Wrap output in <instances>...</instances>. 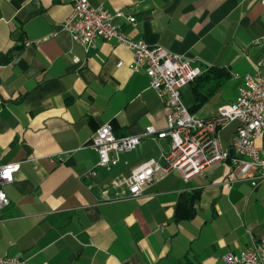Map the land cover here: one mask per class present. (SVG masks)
I'll list each match as a JSON object with an SVG mask.
<instances>
[{
  "label": "crops",
  "instance_id": "crops-1",
  "mask_svg": "<svg viewBox=\"0 0 264 264\" xmlns=\"http://www.w3.org/2000/svg\"><path fill=\"white\" fill-rule=\"evenodd\" d=\"M89 2L135 16L126 29L136 40L205 71L225 69L235 98L264 61L262 0ZM72 12L68 1L0 0V166L21 164L2 185L10 202L0 210V252L29 264H228L227 252L251 248L264 234V184L253 187L251 172L233 180V164L220 161L189 180L172 171L141 197L120 198L124 179L160 159L169 141L146 140L109 169L97 166L92 138L104 125L117 137L165 130L170 111L148 76L130 69L131 50L74 42L63 29ZM193 87L183 90L189 107ZM217 92L195 107L198 116ZM235 98L208 105L205 117ZM236 127L220 131L222 149Z\"/></svg>",
  "mask_w": 264,
  "mask_h": 264
},
{
  "label": "built area",
  "instance_id": "built-area-1",
  "mask_svg": "<svg viewBox=\"0 0 264 264\" xmlns=\"http://www.w3.org/2000/svg\"><path fill=\"white\" fill-rule=\"evenodd\" d=\"M35 1L39 5L40 0ZM66 1L72 5L73 12L63 22V29L70 33L74 42L88 49L94 48L97 40L102 39L131 50L130 69L148 76L149 85L170 111L165 130L160 131L152 125L139 135L117 137L113 127L104 125L92 138V148L99 155L97 166L109 169L120 155L137 149L146 140L169 141L170 149L160 159L141 164L124 179L121 185L125 190L119 194L120 198L141 197L150 185L163 181L172 171H178L189 180L220 161L233 164L237 170V173L230 174L233 180L244 179L251 172L253 187L264 184V61L257 63L255 75L244 77L245 85L239 88L235 100L218 107L216 114L203 118L189 110L183 90L205 70L178 52L134 39L127 32L126 25H134L135 16L126 15L121 10L110 12L102 6L92 7L89 0H59L61 3ZM30 44V41L25 42V46ZM73 60L80 63L77 56ZM122 65L123 62L119 64ZM232 123H237V127L231 145L222 149L219 133ZM231 150H234L233 157ZM113 152L117 155L114 161L111 158ZM20 168V163L0 166V210L10 202L2 185L13 182ZM224 261L228 264H264V234L251 248L238 253L227 252ZM0 264L29 262L0 252Z\"/></svg>",
  "mask_w": 264,
  "mask_h": 264
},
{
  "label": "trees",
  "instance_id": "trees-1",
  "mask_svg": "<svg viewBox=\"0 0 264 264\" xmlns=\"http://www.w3.org/2000/svg\"><path fill=\"white\" fill-rule=\"evenodd\" d=\"M229 78L230 74L223 68H208L200 78L191 83L194 85L193 94L196 98V104L189 107V110L196 113L195 107L203 106L208 98L215 94ZM190 210L192 211V209Z\"/></svg>",
  "mask_w": 264,
  "mask_h": 264
},
{
  "label": "rangeland",
  "instance_id": "rangeland-1",
  "mask_svg": "<svg viewBox=\"0 0 264 264\" xmlns=\"http://www.w3.org/2000/svg\"><path fill=\"white\" fill-rule=\"evenodd\" d=\"M236 85L235 82H233V80H226L225 84L223 85L222 89H220L219 92H217L216 95H214V97L211 99V101L209 102V106L210 105H214L217 104V102L220 103H227L229 101H231V99L235 98V94H236ZM204 106L203 111H200L198 114L202 117H205V115L210 111V109H207L206 107L208 106ZM259 144V143H258Z\"/></svg>",
  "mask_w": 264,
  "mask_h": 264
},
{
  "label": "water",
  "instance_id": "water-1",
  "mask_svg": "<svg viewBox=\"0 0 264 264\" xmlns=\"http://www.w3.org/2000/svg\"><path fill=\"white\" fill-rule=\"evenodd\" d=\"M233 154H234V150H231V157H233Z\"/></svg>",
  "mask_w": 264,
  "mask_h": 264
}]
</instances>
